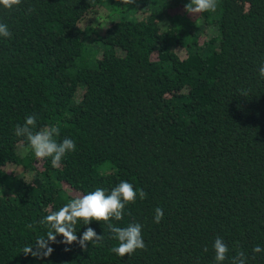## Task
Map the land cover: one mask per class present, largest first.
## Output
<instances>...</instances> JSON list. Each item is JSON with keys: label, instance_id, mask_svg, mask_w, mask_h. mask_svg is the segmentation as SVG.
<instances>
[{"label": "trees", "instance_id": "1", "mask_svg": "<svg viewBox=\"0 0 264 264\" xmlns=\"http://www.w3.org/2000/svg\"><path fill=\"white\" fill-rule=\"evenodd\" d=\"M189 2L0 7L12 33L0 38V264H215L217 237L229 248L224 264L237 250L264 264V252L252 258L264 248V0H218L196 18ZM28 115L37 131L58 126V141H75L59 168L31 151L21 157L15 126ZM120 181L147 198L113 223L141 224L146 250L117 256L118 242L93 221L79 222L77 236L91 227L102 247L58 236L50 257L23 255L46 236L39 221L49 210Z\"/></svg>", "mask_w": 264, "mask_h": 264}, {"label": "clouds", "instance_id": "2", "mask_svg": "<svg viewBox=\"0 0 264 264\" xmlns=\"http://www.w3.org/2000/svg\"><path fill=\"white\" fill-rule=\"evenodd\" d=\"M121 2L132 6L137 3V0H121ZM21 3L22 0H0V7L10 12L19 8ZM217 7L218 0H190L185 4L184 11L196 18L205 12H215ZM28 11L33 12L34 8L29 7ZM11 37L12 33L8 25L0 23V38L10 39ZM258 73L259 77L264 79V63L260 64ZM241 95L246 96L247 92L242 91ZM36 128L37 117L35 115H28L23 125L15 126V135L26 140V146L21 148V157L23 158L31 151L38 161L50 158L52 166L59 168L65 156L75 152V141L67 137L58 141L56 139L60 135L58 126H45L38 131ZM137 198L144 200L147 198V193L142 189H134L133 185L127 181H120L110 193L104 188H96L87 194H80L69 200L58 211L49 210V214L39 221L48 229L46 236H41L36 240L35 251L32 246H25L22 253L26 257L29 255L34 258L50 257L54 250L49 245L58 243V236L63 237L59 243L66 246L75 243L83 251L88 249L89 244L92 247H102L104 235H98L91 227H87L81 236H77L76 225L79 222L87 226L93 221L104 222L110 234L109 238L118 242L117 246L110 249L117 256L131 257L138 250H146L141 224L130 223L127 227H120L113 223V221L123 219L126 206L135 204ZM154 212V223L159 224L163 219V209L157 207ZM27 227L32 228L33 225L29 224ZM213 249L215 264H224L229 259V248L223 238L215 239ZM64 250L70 251V247H65ZM203 251L207 252L208 249L205 247ZM261 252H264V248L256 245L252 249V258L255 259V255ZM230 264H248V258L242 250H237L236 254L231 257Z\"/></svg>", "mask_w": 264, "mask_h": 264}]
</instances>
